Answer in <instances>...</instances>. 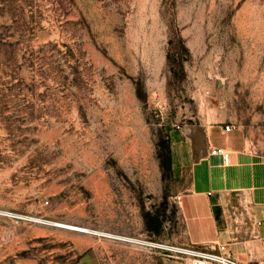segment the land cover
Masks as SVG:
<instances>
[{
	"label": "rangeland",
	"instance_id": "374dc122",
	"mask_svg": "<svg viewBox=\"0 0 264 264\" xmlns=\"http://www.w3.org/2000/svg\"><path fill=\"white\" fill-rule=\"evenodd\" d=\"M233 147L264 164V0H0V264H188Z\"/></svg>",
	"mask_w": 264,
	"mask_h": 264
},
{
	"label": "crops",
	"instance_id": "0c3cea01",
	"mask_svg": "<svg viewBox=\"0 0 264 264\" xmlns=\"http://www.w3.org/2000/svg\"><path fill=\"white\" fill-rule=\"evenodd\" d=\"M225 165L197 164L190 189L178 197L188 242L243 264H264V164L234 148Z\"/></svg>",
	"mask_w": 264,
	"mask_h": 264
},
{
	"label": "built area",
	"instance_id": "2783aa9c",
	"mask_svg": "<svg viewBox=\"0 0 264 264\" xmlns=\"http://www.w3.org/2000/svg\"><path fill=\"white\" fill-rule=\"evenodd\" d=\"M225 131L230 132L231 126H226ZM223 153V149H213V155H222ZM224 160L226 163L228 162V155L224 156ZM180 253L189 257L188 264H243L232 256L213 249L187 248L182 249Z\"/></svg>",
	"mask_w": 264,
	"mask_h": 264
},
{
	"label": "bare ground",
	"instance_id": "6f19581e",
	"mask_svg": "<svg viewBox=\"0 0 264 264\" xmlns=\"http://www.w3.org/2000/svg\"><path fill=\"white\" fill-rule=\"evenodd\" d=\"M56 227L63 228V229H67V230H73V231H77V232H82V233H88L89 232L85 228H80V227H76V226H70V225H66V224H57ZM131 241L142 244V242L141 241H138V240H133L132 239Z\"/></svg>",
	"mask_w": 264,
	"mask_h": 264
}]
</instances>
